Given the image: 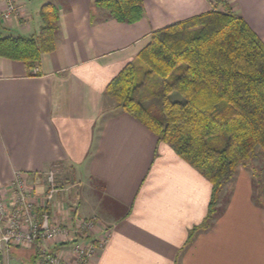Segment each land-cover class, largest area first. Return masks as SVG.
Wrapping results in <instances>:
<instances>
[{
  "label": "crops",
  "instance_id": "0c3cea01",
  "mask_svg": "<svg viewBox=\"0 0 264 264\" xmlns=\"http://www.w3.org/2000/svg\"><path fill=\"white\" fill-rule=\"evenodd\" d=\"M14 1L17 14L0 19L2 38H36L47 5L59 10V22L55 50L32 72L0 57V187L8 202L20 175L42 207L43 175L57 168L52 223L98 222L87 239L71 235L55 245L69 263L75 246L110 233L90 264H264V206L253 201L250 175L237 174L225 211L189 241L206 217L211 185L105 96L154 32L211 12L212 0H143L134 24L118 22L96 0ZM228 3L264 43V0ZM6 5L0 0V13ZM101 186L124 213H102Z\"/></svg>",
  "mask_w": 264,
  "mask_h": 264
},
{
  "label": "trees",
  "instance_id": "16d2710c",
  "mask_svg": "<svg viewBox=\"0 0 264 264\" xmlns=\"http://www.w3.org/2000/svg\"><path fill=\"white\" fill-rule=\"evenodd\" d=\"M95 4L120 23L134 24L144 15L143 0ZM224 7L213 5L207 14L154 32L105 90L109 100L211 185L207 215L190 231L189 241L213 225L222 190L239 166L258 150L264 153V43L241 16ZM40 16L43 26L36 38L0 36V57L22 62L32 72L43 54L55 50L59 10L47 5ZM36 213L40 220L44 209ZM20 250L9 248L18 264L40 263L38 250L24 262Z\"/></svg>",
  "mask_w": 264,
  "mask_h": 264
},
{
  "label": "built area",
  "instance_id": "2783aa9c",
  "mask_svg": "<svg viewBox=\"0 0 264 264\" xmlns=\"http://www.w3.org/2000/svg\"><path fill=\"white\" fill-rule=\"evenodd\" d=\"M5 1L6 9L0 13V19L7 21L17 14L18 8L14 0ZM212 4L221 6L222 0H212ZM44 175L47 191L45 202L40 207L44 209L40 220H37L36 209L38 207L32 200L20 175H17L13 184L15 193L10 203L7 200V194L0 187V253L7 254L11 245L35 247L42 255L39 264H90L110 237V233L103 236L99 241L75 246L69 254L74 261L69 263L65 258V251L59 250V247H55V245L59 244L60 240H69L71 235L75 239H87L94 232L98 222L95 218L92 220H75L67 225L53 224L49 203L55 199L61 188L56 184L55 174L52 170L47 171ZM0 264H10V258L0 257Z\"/></svg>",
  "mask_w": 264,
  "mask_h": 264
},
{
  "label": "rangeland",
  "instance_id": "374dc122",
  "mask_svg": "<svg viewBox=\"0 0 264 264\" xmlns=\"http://www.w3.org/2000/svg\"><path fill=\"white\" fill-rule=\"evenodd\" d=\"M228 0H222V5L220 6L221 9H225V5L228 6ZM173 99H178L180 100L179 95L177 94H173ZM212 147H222V146H218V145H211ZM50 170H52L55 174V178L57 181V176L56 174H58V170L57 168H51ZM241 172H247L248 175H250L251 177V181H252V196L254 195V199L253 201L258 202L261 201V203L264 206V153L260 152L259 150L256 152L255 156L253 158H251L250 160L242 163L239 168H238V173ZM60 174L63 176L62 178V182L64 181L67 182L68 180V176L69 174L67 173L65 175V172H60ZM59 175V174H58ZM45 176V175H43ZM237 176V175H236ZM46 178V177H44ZM47 184V183H46ZM234 183L233 181L229 184H227L223 190L222 193L220 195V200L218 203V215L216 218H218L219 214L223 213L225 211V209L227 208V204L232 196L233 190H234ZM233 189V190H232ZM103 188L101 186V208H102V213L105 214L106 212H110L112 214H116V215H121L122 213H124V211H121L118 207V205L116 203H114L112 200H110L109 198L103 197ZM210 201V199H209ZM207 215V214H206ZM215 222V220H214ZM10 247H17L19 248V252L18 254H21L25 257V259L22 258V261L24 262V260H28L30 253L33 251H37V249L34 248H28V247H22V246H17V245H11ZM8 248V253H1L0 257H3L5 259L10 258V264H18L15 260H13V258H19L16 254L15 257H13L12 254H10ZM25 264V263H24Z\"/></svg>",
  "mask_w": 264,
  "mask_h": 264
}]
</instances>
